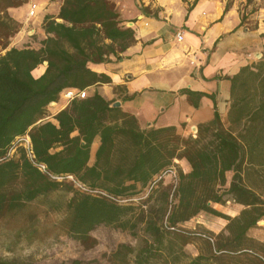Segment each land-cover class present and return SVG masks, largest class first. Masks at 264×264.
<instances>
[{
	"label": "trees",
	"instance_id": "obj_1",
	"mask_svg": "<svg viewBox=\"0 0 264 264\" xmlns=\"http://www.w3.org/2000/svg\"><path fill=\"white\" fill-rule=\"evenodd\" d=\"M28 2L0 0V219L41 196L66 190L72 194L63 221L68 236L91 248L97 243L92 230L105 224L136 239L106 254L110 264H264V241L249 235L264 220V59L228 77V123L213 95L181 90L195 107L203 96L215 101L214 119L199 124L196 136H184L176 126L143 128L134 114L98 92L72 99L54 116L56 124L47 119L49 105L66 89L110 82L90 64L122 58L136 42V32L123 23L114 0H62L59 14L44 19L46 37L39 47H10L22 24L9 10ZM248 18L243 15L242 22ZM45 62V72L35 76L33 71ZM25 134L35 160L49 173L74 175L105 194L52 179L23 146L10 155ZM177 159L191 167L189 172L179 167L177 187L162 181L151 188ZM227 202L244 208L237 216L215 208ZM201 213L227 220L225 228L216 233L202 224L186 226ZM0 264L32 263L13 257L0 258Z\"/></svg>",
	"mask_w": 264,
	"mask_h": 264
},
{
	"label": "crops",
	"instance_id": "obj_2",
	"mask_svg": "<svg viewBox=\"0 0 264 264\" xmlns=\"http://www.w3.org/2000/svg\"><path fill=\"white\" fill-rule=\"evenodd\" d=\"M30 1L9 10L22 24L10 47L29 46L31 31L39 40L33 46L39 47L46 37L45 17L57 16L62 4V0H40L39 15L30 18ZM114 1L123 23L135 30L136 42L120 59L90 64L92 70L105 74L111 81L89 86L88 95L100 93L113 105L134 114L143 128L176 126L179 133L190 136L192 125L198 127L215 117V101L203 96L195 107L187 94L181 92L190 89L213 95L223 121H227L231 99L228 77L242 66L264 59V0H255L256 10L251 12L250 23L242 22L248 0ZM250 7L251 3L247 9ZM178 32L183 33L181 41L177 39ZM46 68L45 62L33 73L38 77ZM66 91L61 93L59 101L48 107L51 115L47 119L56 124L54 116L71 102L65 97ZM99 144L97 137L91 149V165ZM177 160L178 168L184 172L191 170L186 159ZM232 176L233 172H228L229 183ZM233 205V212L224 213L239 215L244 206ZM249 235L264 241V220L252 228Z\"/></svg>",
	"mask_w": 264,
	"mask_h": 264
},
{
	"label": "rangeland",
	"instance_id": "obj_3",
	"mask_svg": "<svg viewBox=\"0 0 264 264\" xmlns=\"http://www.w3.org/2000/svg\"><path fill=\"white\" fill-rule=\"evenodd\" d=\"M33 1L40 4V0ZM249 3L251 7L247 9ZM247 5L242 15L250 18L251 12L256 10V2L248 0ZM249 18L246 20L248 23L251 22ZM29 39L33 43L39 42L35 39V33L29 36ZM50 112L48 109L49 115H51ZM226 120L225 122L228 123V119ZM62 181L77 190L86 191L79 182L69 179ZM71 196L72 194L66 190L52 192L26 204L22 210L1 218L0 258H26L32 264H110L106 254L114 250L118 244L136 243V239L128 231L105 224L98 225L92 230L91 235L97 243L91 248L85 247L78 240L68 236L64 230L63 221L66 203ZM233 204L234 202L215 204V208L231 213L235 210ZM196 224H202L218 233L225 228L227 222L221 217L201 213L186 226L191 228ZM188 248L193 254L197 253L194 245H189Z\"/></svg>",
	"mask_w": 264,
	"mask_h": 264
},
{
	"label": "built area",
	"instance_id": "obj_4",
	"mask_svg": "<svg viewBox=\"0 0 264 264\" xmlns=\"http://www.w3.org/2000/svg\"><path fill=\"white\" fill-rule=\"evenodd\" d=\"M40 4L34 2L33 0L30 1L29 3V11H28V16L30 18H35L39 15L38 10H40ZM34 33V31H31L29 33V36H32V34ZM177 39L179 41L183 40V33L182 32H178L177 33ZM30 46H33L34 43L31 41V43L29 44ZM87 90L86 89H67L66 93H65V97L68 100H72L75 97L77 98H85L87 97ZM191 134L192 136H196L197 132H198V127L196 125H192L191 126ZM18 146H23L26 149L27 155L30 158V160L34 163V165L42 172L47 173L52 179H56L59 181H62L64 179H69L71 181L74 182H78L76 180V178L74 177V175L71 174H67V175H53L51 173H49V171L47 170V166L44 163H40L37 162L35 160V155L33 153L32 150V144H31V139L29 134H25L23 136H19L15 142V145L10 149L9 154L12 155L15 153L16 149ZM176 162H178V160H176ZM169 180V182H171L173 184V187L176 188L178 185V181H179V169L177 166V163L167 167L166 169H164L160 174H158L154 181L151 183V188L156 186L159 182L162 181H167ZM80 185L87 191L93 194H105L102 191L99 190H91L88 187L84 186L83 184L80 183Z\"/></svg>",
	"mask_w": 264,
	"mask_h": 264
},
{
	"label": "water",
	"instance_id": "obj_5",
	"mask_svg": "<svg viewBox=\"0 0 264 264\" xmlns=\"http://www.w3.org/2000/svg\"><path fill=\"white\" fill-rule=\"evenodd\" d=\"M116 106H117V104H116Z\"/></svg>",
	"mask_w": 264,
	"mask_h": 264
}]
</instances>
